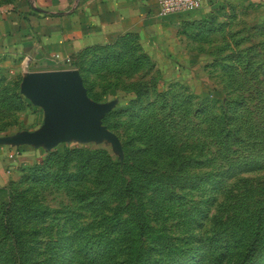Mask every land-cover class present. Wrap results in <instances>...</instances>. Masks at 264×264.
Segmentation results:
<instances>
[{"label": "rangeland", "instance_id": "obj_1", "mask_svg": "<svg viewBox=\"0 0 264 264\" xmlns=\"http://www.w3.org/2000/svg\"><path fill=\"white\" fill-rule=\"evenodd\" d=\"M24 1L0 0V15ZM23 62L0 53V141L43 125L21 87L39 68ZM54 69L111 105L100 126L119 147L0 142L19 152L0 192V264H264V0H203L160 36Z\"/></svg>", "mask_w": 264, "mask_h": 264}, {"label": "crops", "instance_id": "obj_2", "mask_svg": "<svg viewBox=\"0 0 264 264\" xmlns=\"http://www.w3.org/2000/svg\"><path fill=\"white\" fill-rule=\"evenodd\" d=\"M158 2L25 0L0 15V53L24 59L25 68H39L33 72L60 71L63 69L54 68L67 67L82 54L110 47L126 35L160 36L181 22L197 18L202 9L159 17ZM54 55L70 59V64H53L50 58ZM23 150L26 158L34 155L33 148ZM18 155V151L13 154L8 147L0 146V192L6 175L16 167Z\"/></svg>", "mask_w": 264, "mask_h": 264}, {"label": "water", "instance_id": "obj_3", "mask_svg": "<svg viewBox=\"0 0 264 264\" xmlns=\"http://www.w3.org/2000/svg\"><path fill=\"white\" fill-rule=\"evenodd\" d=\"M21 87L25 97L44 111L43 125L38 131L0 141L2 144L51 149L70 139L104 137L119 147L117 138L100 126V118L111 105L91 103L76 70L30 72Z\"/></svg>", "mask_w": 264, "mask_h": 264}, {"label": "built area", "instance_id": "obj_4", "mask_svg": "<svg viewBox=\"0 0 264 264\" xmlns=\"http://www.w3.org/2000/svg\"><path fill=\"white\" fill-rule=\"evenodd\" d=\"M203 0H159L158 16L168 17L170 15L195 12L202 8ZM53 64L62 63L64 65L70 64V59H61L58 55L50 58Z\"/></svg>", "mask_w": 264, "mask_h": 264}, {"label": "trees", "instance_id": "obj_5", "mask_svg": "<svg viewBox=\"0 0 264 264\" xmlns=\"http://www.w3.org/2000/svg\"><path fill=\"white\" fill-rule=\"evenodd\" d=\"M71 65H72V63H71Z\"/></svg>", "mask_w": 264, "mask_h": 264}]
</instances>
